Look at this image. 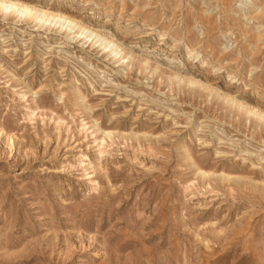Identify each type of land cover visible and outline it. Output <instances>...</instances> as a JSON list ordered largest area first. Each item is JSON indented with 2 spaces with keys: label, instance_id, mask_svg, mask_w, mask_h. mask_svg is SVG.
Wrapping results in <instances>:
<instances>
[{
  "label": "rangeland",
  "instance_id": "rangeland-1",
  "mask_svg": "<svg viewBox=\"0 0 264 264\" xmlns=\"http://www.w3.org/2000/svg\"><path fill=\"white\" fill-rule=\"evenodd\" d=\"M15 1L0 264H264V0Z\"/></svg>",
  "mask_w": 264,
  "mask_h": 264
},
{
  "label": "bare ground",
  "instance_id": "bare-ground-1",
  "mask_svg": "<svg viewBox=\"0 0 264 264\" xmlns=\"http://www.w3.org/2000/svg\"><path fill=\"white\" fill-rule=\"evenodd\" d=\"M36 7L37 6H30L29 4L20 3L15 0H0V13H2V16L3 13L5 14L6 11L11 9L12 10L11 12L18 13L20 17L25 16L24 18L28 17L32 22H38V24L41 23V26L47 24L50 19L52 21H56V24L62 21L63 24L59 26V28L61 27V29L64 28V25L66 23L65 30H68L71 27V25H73L74 27H78V31L82 28L83 30H86V32L87 31L90 32L92 36L94 35V39L97 38L103 39L101 40V42L102 41L104 42L101 43V46L104 45L103 50L106 49L109 50V55L114 58V63L121 65L124 63L125 59L130 56L131 53L128 51H125V53H123V51L121 50L122 49L121 46L117 44L116 41L112 40L106 35L100 34L94 28H91L90 26H85L81 24V22L76 21L75 18L66 14L67 11L62 12V10L57 9L59 11L55 12V10L49 11ZM98 41L100 40H96V42ZM120 54H124V55H120ZM143 63L144 65H146L147 61L143 60ZM189 82L193 84L192 81Z\"/></svg>",
  "mask_w": 264,
  "mask_h": 264
}]
</instances>
